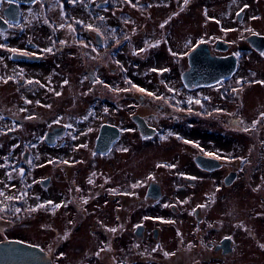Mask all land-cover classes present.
<instances>
[{
    "label": "flooded vegetation",
    "instance_id": "1",
    "mask_svg": "<svg viewBox=\"0 0 264 264\" xmlns=\"http://www.w3.org/2000/svg\"><path fill=\"white\" fill-rule=\"evenodd\" d=\"M99 16L105 19L100 21ZM77 20L99 26L104 37L80 24L75 25V33L58 28ZM61 40L68 43L61 45ZM0 44L4 45L0 77L13 78L7 83L0 79V138L20 131L15 116L7 120L4 116L7 111L20 115L16 105L23 101L22 92H41L32 105L44 109L41 119L47 128L41 139L46 152L50 150L38 164L31 139L15 143L7 154H0V165H5L0 168L12 172V181L18 175L27 183L26 176H32L31 184L39 182L61 197L56 203L52 197L39 198L41 193L19 192L17 186L5 191L6 195H27L6 201V210L0 211V264H76L82 247L71 238L93 212L90 204L97 199L111 207L113 224L104 228L108 233L116 231L107 235L93 219L90 229L98 231L101 242L89 251L87 264H228L236 238L231 233L215 235L228 215H214L217 194L204 190L197 198L196 189L204 177H216L218 186L229 189L254 180L264 167L263 142L259 141L261 135L264 140V84L259 83L264 81V0H189L187 5L184 0H138L136 8L124 0L75 4L71 0H0ZM49 47L51 53L43 51ZM13 48L20 51L13 53ZM194 51L201 62L217 57L219 71L227 75L211 83L185 81ZM73 69L81 73L79 80L86 87L83 97L68 103L69 83L65 85L64 80L70 81ZM104 71L120 72L122 78L113 83V78L106 80ZM127 81L146 92L122 91L131 88ZM74 111L88 124L103 117L73 130L67 125ZM190 121L194 123L189 125ZM254 121L259 123L252 128ZM103 124L117 129L105 153L95 149ZM246 127L254 132L245 133ZM192 129L202 136L188 132ZM54 130L58 132L49 137L53 141L49 143L46 136ZM245 136L252 139L250 145L246 143L247 151ZM1 149L0 144V153ZM198 156L212 159L210 166L201 165ZM42 163L61 171L64 185L69 182L68 169L74 176L88 163L92 173L80 182L72 178L62 192L64 185L57 184L56 173L35 175ZM184 167L194 171L178 170ZM20 168L25 169L22 176L12 171ZM257 189L255 197L260 202L250 214L258 228L246 227L241 218L239 224L254 237L258 253L253 264H264V190ZM47 201L66 206L30 211ZM226 237L231 238V251L221 246Z\"/></svg>",
    "mask_w": 264,
    "mask_h": 264
},
{
    "label": "rangeland",
    "instance_id": "2",
    "mask_svg": "<svg viewBox=\"0 0 264 264\" xmlns=\"http://www.w3.org/2000/svg\"><path fill=\"white\" fill-rule=\"evenodd\" d=\"M81 73L75 71L74 69L71 70L69 72V96H67L68 98V103H71L72 99H76L78 100L80 97L82 96V91L83 88L86 87L83 86L79 80V75ZM104 75V77L106 78V80H109L111 78H113V83L114 82H118V80L120 78H122V75L120 72L116 73V72H103L102 73ZM136 77V76H135ZM138 79V78H137ZM143 78L140 77L139 80H142ZM145 79V78H144ZM121 80V79H120ZM87 94V92H85ZM23 94V101L18 103V105H16V108L20 109L21 108H25L26 111L25 112H21L20 115H17L15 113H12V111L8 112L7 111V115H5V119L7 120L8 116H10V118L15 116V119H18V126H20V131H18V133L14 136H6V137H2L0 138V144L3 146V149H1V155L3 156V154H7L8 151V147L13 145V144H19L25 140L29 141L31 139V142L34 144V150L36 153H38V164L41 163L42 161L46 160V156L48 154V152H50V150L48 152H46L48 149L45 147V142L41 139L42 138V134L44 133V130L47 128L44 125L45 121L41 119V116L44 114V109L41 107H34L32 105L33 101L36 98L41 97V92L39 93H34V95H32L28 90H24L22 92ZM26 101H32V103H27ZM10 106L12 107V110L15 107V103H10ZM33 115H39L40 117L28 120L26 119L27 116H33ZM103 117V114L100 115L98 117V119L96 120H92V122H90L89 124L87 122H83L81 121V119L79 117H77V112L74 111L73 112V116H70L69 118V123L72 125V129H76V128H80L83 127L82 124L83 123H87L89 126L97 123L101 118ZM193 121L189 122L190 124H193ZM198 124V123H197ZM43 127V128H42ZM248 127V126H247ZM246 127V128H247ZM179 129V128H178ZM182 131V130H181ZM188 132H194L195 136H202L201 133H199V130H191ZM254 132L253 130L247 131L245 133H252ZM77 133V132H72ZM93 133V132H91ZM264 134V132H263ZM262 137V135H261ZM259 139V141H262V146L264 148V140L263 137ZM252 140V139H251ZM251 140L249 137L245 136V150H249L250 147L248 148L246 146L251 144ZM69 143V142H68ZM70 144L72 145V141L70 142ZM75 144V143H74ZM52 150V149H51ZM108 162H106L107 164ZM41 165H44L43 167H39L37 172H35V175L39 178V177H43L47 174L50 173H56L58 178H57V184L59 183H63V181H66V179H63L61 176L64 177V175L60 174L61 171L53 169L50 165H47L46 163H42ZM101 166V165H99ZM105 168L104 164H102L101 166V170H103ZM69 173V182L66 183L69 184L70 181H72V178H74L77 181H83V179H87L88 177L91 176L90 172L91 171V167L88 163H86L85 167L80 168L79 171L77 170V172H79L77 175H72V169H68ZM178 170L180 171H194L193 169H186V167L184 168H179ZM177 170V171H178ZM262 172L261 173H256L254 180H251L250 182H247V180L240 185H237L235 187H231L229 189H225V188H221L220 186H218V179L216 177H213V179L204 177L203 182L200 184V186H198V188L196 189V197H198V195H201L203 193V191L205 190L206 192H213L215 194H217V196L220 197L219 200L216 201V205L214 207V215H218V214H225L228 215V221L227 223H223V224H219L218 229L216 230L215 235L216 236H221L223 234H228L231 233L235 236L236 238V246H235V251L229 256L228 258V264H253V262L256 259L258 250L255 247V241H254V237L246 231V229L243 227L244 225H248L250 227H252V229H257L258 228V221L257 219L254 217V215L250 214L252 210L257 209L258 208V204H259V200L255 197L256 196V189L259 186V188L257 189L258 191H262L264 190V183L262 184V182L264 181V167L261 168ZM9 172L8 170L4 169V168H0V188H2L4 191H14L15 187L17 186V191H22V192H27V193H41L42 196H39V198H48V197H52L55 199L54 202L59 203V199L61 198L57 193L54 194V190L51 188H47V187H43L42 185H40V183H36V185L31 184L29 181L30 179L32 180V176L28 177V182H22L21 180L18 179V175L13 177V181L12 179H8L6 173ZM200 174V173H198ZM204 176V175H203ZM261 182V186L259 185ZM11 185H15V187L13 189L10 190V186ZM64 185V183H63ZM66 185L63 186V191H65V187ZM8 186V187H6ZM10 190V191H9ZM59 193V192H58ZM256 200L258 201V203L256 202ZM94 203H91L90 205V210H92L93 212L91 214H89L84 222V225L81 227V229L78 232H75L73 234V237L71 238V240H75L77 241V243H79V245L82 247V250L79 254V256H81V258L79 260H77V262H75L76 264H87V259L89 257V251L92 250L91 248H95L97 247V245L100 244V234L98 233V231H92L90 229L91 223L93 221V219H97L98 222V226H106L107 224H113V216L111 213V207L109 203H105L103 205H100V203L102 204V202L97 199L95 201H93ZM262 203V202H261ZM100 205V206H97ZM254 212V211H253ZM227 217V216H226ZM240 218L245 222L244 225H240ZM247 227V226H246ZM108 228V227H107ZM101 229V228H100ZM105 230H102V232H105L107 235L110 234V231L108 233V230H106V228H104Z\"/></svg>",
    "mask_w": 264,
    "mask_h": 264
},
{
    "label": "snow or ice",
    "instance_id": "3",
    "mask_svg": "<svg viewBox=\"0 0 264 264\" xmlns=\"http://www.w3.org/2000/svg\"><path fill=\"white\" fill-rule=\"evenodd\" d=\"M34 2H38V0H34ZM83 3L84 2V0H71V3H73V4H75V3ZM124 2H126L127 4H129L131 7H133V8H136L137 7V3H138V0H137V3H134L133 2V0H124ZM189 3V0H184V4L185 5H187ZM60 7L62 8L63 7V5L61 4L60 5ZM245 7H247V5H245ZM241 11H243V9H241ZM97 19H99L100 21H103L104 19H105V17H103V16H99V17H97ZM253 19H255V17H253ZM218 22V21H217ZM167 23V21H165V24ZM77 24H80V25H84L85 27H86V29L87 30H89V31H94V32H96L99 36H101V37H104V32H102L101 31V28L99 27V26H96L94 23H85V21H83V20H77V21H74V23H68V24H65V23H61V24H59L58 25V28L59 29H65V28H67V30L70 32V33H75L76 32V27H75V25H77ZM165 25L164 24H161L160 25V27L161 28H163ZM105 39H107V37H105ZM124 39H129L127 36H125L124 37ZM59 43L61 44V45H64V44H67L68 43V41L67 40H61V41H59ZM80 43L84 46V47H88V45L87 44H84L83 43V41H80ZM115 44H117V45H119L120 44V40H115ZM159 44V41L157 42V45ZM157 45H149V47H154V46H157ZM53 46H55V42H53ZM2 47H4V45L3 44H0V48H2ZM93 50L95 51V47H93ZM10 51L11 52H13V53H18L20 50H18V49H10ZM44 52H47V53H51L52 51H53V48L52 47H49V48H46V49H44L43 50ZM139 51H145V49H140ZM23 54H25V55H28V53H23ZM137 54H139V52H137ZM34 55V54H33ZM173 55H175V53H173ZM237 55H239L238 53H237ZM97 57H93V59H96ZM117 63L119 64V61H117ZM153 71H156L155 69H153ZM164 71H166V69L164 70ZM0 79H4L3 77H0ZM11 79H13L12 77H8L7 79H4V82L5 83H7L8 82V80H11ZM97 83H102V81H99V80H97L96 81ZM130 85H131V88H129V89H123L122 91H131L132 89H135V90H137V91H139V92H141V93H145L146 92V90L144 89V88H141V87H139L138 85H135V84H132L131 83V81H127ZM28 83L29 84H31V83H33V81H28ZM69 83V81L68 80H64V84L66 85V84H68ZM259 83H262V84H264V81H259ZM116 91H121L120 89H115ZM233 91H236V89H233ZM57 96H59V95H61V93H59V92H57V93H55ZM147 95H154L153 93H151V92H148L147 93ZM157 99H160V97H157ZM27 103H32V101H26ZM37 103H39V102H37ZM196 103H200V101L199 100H197L196 101ZM46 107H51V105H46ZM20 111L21 112H25L26 111V109L25 108H21L20 109ZM189 111H191V109H189ZM261 116L262 117H264V113H261ZM35 117L34 116H27L26 117V119H28V120H31V119H34ZM0 119H3V117L2 116H0ZM57 123H59V121H56ZM257 123H259V121H254L253 122V124H252V128H255L256 127V125H257ZM67 127H69V128H71L72 127V125L71 124H69V125H67ZM14 129H12V128H9L7 131H13ZM245 132H247V131H250L251 129H249V128H244L243 129ZM4 134H6V133H4ZM186 143H191L190 141H185ZM81 147H87V145H81ZM123 151H127V149L125 148V149H122ZM208 155H213L212 153H208ZM217 159H219V157H216ZM28 163H31V161H28ZM47 163H55V161H53V160H49ZM62 163H65V164H67L68 163V161H62ZM44 165H38V167H43ZM159 166V165H158ZM166 167H172V168H174L175 167V165H165ZM0 167H5V165H0ZM12 171H17L18 172V174L19 175H24V173H25V169L24 168H20V169H13ZM6 175H7V177H8V179H12V172L11 171H9V172H7L6 173ZM93 175H95V173H93ZM192 179H195L194 177L192 178ZM35 182V181H34ZM89 183H92V181L91 180H89ZM138 185H133V187H137ZM6 187H8V186H6ZM10 187H12V188H14L15 187V185H11ZM125 194H127V193H125ZM27 195V193H21L20 195H15V196H13V195H6V193H5V191L2 189V188H0V197H4V199L3 200H0V211H5L6 210V207H7V204H6V201H11V200H20V199H22L24 196H26ZM84 203H87V200H84L83 201ZM186 202V201H185ZM47 205H52L54 208H59V207H61V206H66V205H58V204H54V202L53 201H47L46 203H44V204H38L37 206H36V208H32V209H30V211H36L37 209H39V208H43V207H46ZM199 207H203V205H201V206H199ZM20 211V209L19 208H16L15 209V212H19ZM137 227H140L139 225H137ZM110 231H113V232H115L116 231V229H110ZM64 238H66V236L64 237ZM261 247H264V244H262L261 245ZM101 251H104V249H101ZM96 255H99V252H97L96 253ZM166 255H168L167 253H166Z\"/></svg>",
    "mask_w": 264,
    "mask_h": 264
},
{
    "label": "water",
    "instance_id": "4",
    "mask_svg": "<svg viewBox=\"0 0 264 264\" xmlns=\"http://www.w3.org/2000/svg\"><path fill=\"white\" fill-rule=\"evenodd\" d=\"M199 56L200 55H198V51H194L191 54L192 68L190 71L184 74L185 81H187L188 83H211L222 77L223 75H227L226 73L219 71L221 61L217 59V57H210L206 62H201L197 59L199 58ZM113 130H117L115 127H113V125H102L101 132L99 133L96 141L95 149L97 152L105 153L110 149L113 141L117 137V132ZM55 132H58V130L50 131L47 134L46 140L49 143H53V141L49 139V137H55ZM197 161L204 167L208 168L212 159L204 156H198ZM46 181L47 179H43L42 184L46 185ZM221 246L224 247L225 251H231V238L226 237L225 239H223Z\"/></svg>",
    "mask_w": 264,
    "mask_h": 264
}]
</instances>
